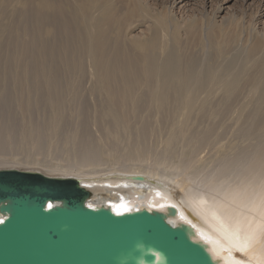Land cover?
<instances>
[{"label":"bare ground","instance_id":"1","mask_svg":"<svg viewBox=\"0 0 264 264\" xmlns=\"http://www.w3.org/2000/svg\"><path fill=\"white\" fill-rule=\"evenodd\" d=\"M111 1L15 0L21 8L12 4L17 15L11 22L4 20L9 3L0 1V169L78 178L90 192L89 206L163 212L171 224L191 226L192 240L202 242L217 263L264 264V41L231 44L236 35L210 20L183 30L204 46L218 31L231 45L201 56L184 53L178 45L182 28L166 8L152 15L142 0H129L115 21ZM257 13L264 16V6ZM143 25L145 37L130 35ZM85 91L96 108L92 126ZM242 92L255 96V107L251 123L232 131L239 146L250 139L236 150L233 139L221 142L216 127L229 119L231 102ZM73 103L76 124L70 127L65 107ZM44 108L47 116L34 120ZM97 125L103 129L89 128ZM62 134L67 152L53 153L58 149L66 159L56 152L61 159L39 160L34 149L44 148L45 140L55 145ZM207 146L213 155L197 157ZM25 148L33 153L24 156ZM234 151L245 156L244 169L236 172L230 161L239 159L226 157ZM221 154L226 160L198 178L210 157ZM103 164L105 172L98 169ZM137 175L143 179L132 177Z\"/></svg>","mask_w":264,"mask_h":264},{"label":"water","instance_id":"2","mask_svg":"<svg viewBox=\"0 0 264 264\" xmlns=\"http://www.w3.org/2000/svg\"><path fill=\"white\" fill-rule=\"evenodd\" d=\"M89 194L78 178L0 169V264H219L188 224L92 207Z\"/></svg>","mask_w":264,"mask_h":264},{"label":"rangeland","instance_id":"3","mask_svg":"<svg viewBox=\"0 0 264 264\" xmlns=\"http://www.w3.org/2000/svg\"><path fill=\"white\" fill-rule=\"evenodd\" d=\"M0 1H2V0H0ZM3 1H6V3H9V5L6 6L4 20L6 19V21L11 22L14 20L12 13L17 15V12H11V9H13V5L15 7H17V9H20L21 7H20L19 3L15 2V0H14V3H13V0H3ZM62 1L64 2V0H62ZM66 1H68V3H69V0H65V5L67 4ZM113 1H114V3L116 1V5L112 4ZM179 1L180 0H177L176 2H174V6L171 4L172 0H142L141 2H142V4L144 3L143 5L145 6V7H143V9L148 10L150 12V14H152V15L161 14V12L164 11V8H166L168 10L170 17L173 20H175V22H177V24L180 25L182 28L180 30V43L178 45L181 48L182 52H184V53H192L196 56H201L205 53H214L216 48L227 47L233 41L230 38H226L228 41H231V42L230 43L223 42L222 38L220 37V33L217 31L216 32V38L204 46L203 42L200 41V39L197 37L196 34H191L190 32H186L183 30L184 26H186L187 24H193L194 23L197 26L198 24H200L202 22H207L210 20H211L210 22L212 24L214 23V26L216 28L217 27L222 28V33H228V34H235L236 35V39H234L233 43H231V44L242 43L244 41L243 44L246 45V47H247L248 45H250L252 42H254L256 40L264 41V16H259L257 13V11L259 10V7L264 6V0H209L208 3L204 0H189L186 5H183L184 2L180 3ZM70 2H72V1H70ZM111 2H112V3H110V4H112L111 8L117 6L116 8H113L115 10V11L113 10V12L115 13V21H118L119 18L122 16V14L127 11L128 7H125V6L130 5L129 4L130 1L129 0H112ZM10 3H11V5H10ZM219 6H221L223 9L220 12H216ZM7 8H9V9H7ZM120 9H121V11H120ZM119 11L121 14L119 13ZM9 12H11V13H9ZM200 17L206 19V21L201 20ZM12 34H13V36H14V34L16 36L17 34H19V32L15 31V29H14ZM147 34H148L147 29H146L145 25H143V26H140V27L132 30L130 35L132 37H139L136 39L140 40L141 38L145 37ZM87 85L88 84L85 81L83 83V86L87 87ZM84 96H85L84 98H87V96H88L87 99H89V95L86 93V91L84 92ZM254 99H255V96L251 97V96L247 95V92H242L241 94H238L237 96H235V98L231 102L230 111L228 114L229 119L222 121L223 124L218 123V125L216 127V130L222 133L221 134V142H225L227 140L233 139L234 143L236 144V150L242 146L243 147L249 146L250 139L246 140L243 138H242L243 142L241 140V144L239 146V143H240L239 140L240 139L237 138L236 134L232 133V131L238 124L248 125L249 123H251L250 118L252 117V114L254 115V113H253V109L255 107ZM89 100H91V99H89ZM89 100H86V102L89 103V105L87 104L88 106L86 108V111H88V113L85 111V113H87L89 115L88 116L86 114V116L88 118V125L92 124L91 122H94L93 118H94V115L96 114V112H95L96 108H94L93 101L92 100L89 101ZM74 104L75 103L71 104V107ZM12 107L15 109L14 105H12ZM71 107L69 106V108H68L66 106L65 112H66V115L68 113V115L66 116L67 117L66 119L69 118L70 120H73L69 123L70 125L68 124L67 126L73 127L72 125L76 124L75 123L76 119L74 118V116H76L75 114L77 111V108H76L77 105L75 104L72 108ZM93 108L95 110L94 112H93ZM261 108L263 109V113L260 115V117L264 118V103L262 104ZM48 111L49 110L47 108H44L43 110H38L37 112L35 111V113H37V114L34 113L33 119L36 121H39L40 119L42 120L43 118H45L47 116L46 112H48ZM71 112L73 115L71 114ZM92 112L94 115L92 114ZM17 117L20 119L18 114H17ZM89 119H90V121H89ZM92 119H93V121H91ZM73 122H74V124H71ZM101 125H99V128H98V125L94 126V127H89V128H91L92 131H94V128L96 129V127L98 130H102L103 128L101 127ZM90 126H92V125H90ZM191 127H194V125H191ZM64 134H66V133H64ZM63 136L64 135L62 134L60 136V138H58V143L57 142H56L57 144L55 143V145H57V147L54 144H53L54 146L50 145V143L45 140L44 143L46 144V142H47L46 146L44 143H43V145L41 144V146H43V147L45 146L46 148H48V146L50 145V147L48 148V150L45 149L46 152L43 151L45 147L44 148L38 147L40 149L42 148L41 149L42 154L39 153V152H41L40 149L39 150L34 149L35 150L34 153H36V156L38 157V159L41 161L44 160V162H48L47 160H49V162L47 163V164H49V163H51V161L53 159L59 158V157L57 158L56 156H58V155L62 156L65 152H67L65 149ZM261 140H263V142H264V133L261 136ZM48 143H49V145H48ZM59 143H61L60 145H62V146L58 145ZM157 144L155 145V148L157 149V151H159L160 146ZM182 144L183 143L178 145L176 151L179 152L181 149L182 150L184 149V145H183V148L182 147L180 148V146ZM51 146H53V148ZM150 146H151V144H150ZM152 147H154V146H152ZM54 148H58L59 150L62 149L64 152L63 151H60V152H62L63 154L61 153V155H60V152H58V149H57V151L55 149V151L58 152V155H56L57 154L56 152H55L56 154L53 153ZM24 150H26V148ZM28 150L23 151L25 153V155H24V153H20L19 157H23V155L26 156L27 152H29L31 154L32 150L30 151L29 148H28ZM49 151H52V152H49ZM199 151L200 152H199V155L197 157L203 156V158H204V157H206V155L207 156L213 155V150H211V148L209 146H207V147H205ZM231 152H233V151H231ZM17 153H19V152H17ZM37 153H38V155H37ZM215 153H216V149H215L214 154ZM49 154L51 155V157ZM226 154H228V155H226L227 159H229L231 157H233V158L237 157L239 159V160H236V159L231 158V161H233L232 163L229 159L230 164H233L232 167H233L234 172L244 169L245 166H243V164L245 161V156H238L235 153V151H234V154L232 153L233 156L231 154H230L231 155L230 156L228 152ZM64 155L62 156V160L66 159V156L64 157ZM221 155H222V157L224 156V158H225V155H223V154H221ZM53 156H55L56 158ZM220 157H221L220 155H217L216 157H214V156L210 157V163L206 166V169L202 172V174H201V172L199 173L198 178L201 177L206 171H208L212 167H215V166L218 167L219 165H218L217 161L219 159L221 161L226 160V158L224 159V158H222V157L220 158ZM49 158H53V159H49ZM59 159H61V158H59ZM204 159H206V158H204ZM221 161L219 162V164L221 163ZM229 161H228V163H229ZM235 161H236V163H237V161H239L238 165L240 166L239 167L240 169H238V167H237L238 165L237 166L235 165L236 164ZM60 163L62 164L63 161L62 162L60 161ZM65 163H66V161H64L63 164H65ZM103 165H104L103 167L101 166L98 169L103 170V169L108 168L107 164H103ZM119 166L116 164L113 167L118 168ZM30 167L33 168L35 166H30ZM39 169H41L42 171L48 170L46 165H40ZM22 170H26V169L22 168ZM29 170H31V169H29ZM31 171H33V170H31ZM105 171L106 170H103L102 172H105ZM197 172H199V171H197Z\"/></svg>","mask_w":264,"mask_h":264}]
</instances>
